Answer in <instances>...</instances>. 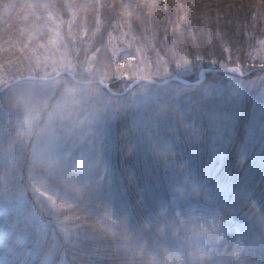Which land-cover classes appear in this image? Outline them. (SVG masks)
Returning <instances> with one entry per match:
<instances>
[{"label": "snow or ice", "instance_id": "6c2138e0", "mask_svg": "<svg viewBox=\"0 0 264 264\" xmlns=\"http://www.w3.org/2000/svg\"><path fill=\"white\" fill-rule=\"evenodd\" d=\"M143 3L168 19L103 157L27 205L0 179V264H264V0Z\"/></svg>", "mask_w": 264, "mask_h": 264}, {"label": "rangeland", "instance_id": "374dc122", "mask_svg": "<svg viewBox=\"0 0 264 264\" xmlns=\"http://www.w3.org/2000/svg\"><path fill=\"white\" fill-rule=\"evenodd\" d=\"M46 26L57 30L52 25ZM45 30L33 35V40L43 48L33 57L41 56L37 59L41 67L38 73L42 74L39 77L65 69L64 65L69 63L63 45L58 41L55 45L54 38L45 35ZM124 43L113 37L87 55L85 79L105 81L115 74L126 73L131 78L140 77L143 72L140 57L126 51L129 46ZM105 105L107 97L95 88L74 83L62 85L56 78L21 80L1 90L0 179L12 182V189L15 179H8L16 176L24 165V190L60 189L59 185L65 186L62 180H67L69 188L75 189L84 179L85 160H94L98 146H104ZM32 197L33 194L31 200ZM3 198L0 194V200Z\"/></svg>", "mask_w": 264, "mask_h": 264}, {"label": "trees", "instance_id": "16d2710c", "mask_svg": "<svg viewBox=\"0 0 264 264\" xmlns=\"http://www.w3.org/2000/svg\"><path fill=\"white\" fill-rule=\"evenodd\" d=\"M143 2L144 0H0V86L16 77L42 75L38 73L41 67L37 64V59L41 56L33 57L43 48L33 40V35L40 34V30L44 28H46L45 35H52L55 45L58 44L57 41L59 45H63V52L69 59V63L65 64L64 68L74 74L77 79L86 78L84 66L88 63L87 55L110 38L114 37L118 42L123 40L124 45L129 46L125 50L130 54H136L135 51L141 41L134 40L133 36L139 37L142 33L145 27L142 21L149 22L146 27L150 31H158L162 35L168 19V15L164 13L159 18L155 13L149 15V10ZM158 2L163 5L164 0H158ZM196 2L212 5L214 18V6L221 0H196ZM229 2L256 5L259 0H223V3ZM172 3L173 0H168L170 8ZM171 11L174 18L175 10ZM46 24L52 25L51 27L57 30H50ZM86 60L87 63H85ZM56 79L60 80L62 85L73 83L65 74L59 75ZM132 79L134 78L127 73L126 75L115 74L105 80L107 88L96 83L89 84V87L95 88L107 97V105L104 107V124L105 127L107 126V133L109 129L115 128L125 115L127 109L123 105L130 96V93L112 94L110 91L121 92ZM107 133L104 134V144ZM98 148V154L103 157V148L101 146ZM24 168L25 166L21 165L16 176H10L8 179L10 181L15 179L13 188L17 187L14 190L12 188L9 199L12 201L19 199L27 205L31 202L33 192L29 189L24 190L23 185L26 181ZM8 183L10 185L12 182ZM59 187L63 193L65 186L59 185ZM74 190L70 189V191ZM14 191H16L15 194ZM2 222L3 218L0 217V223ZM160 255L162 257L163 253ZM144 264H149L147 255Z\"/></svg>", "mask_w": 264, "mask_h": 264}, {"label": "water", "instance_id": "95a60500", "mask_svg": "<svg viewBox=\"0 0 264 264\" xmlns=\"http://www.w3.org/2000/svg\"><path fill=\"white\" fill-rule=\"evenodd\" d=\"M61 74H66L68 75L72 80H74L75 82H77L80 85H88L90 83H96L104 88H107V83L105 81L99 80V79H87V80H81V79H76L70 72H67L64 69H59L56 72H54L52 75L50 76H46V77H39V76H23V77H16L6 83H4L2 86H0V91L3 90L4 88H6L7 86H10L18 81L21 80H39V81H48V80H52L54 78H56L57 76L61 75ZM140 82V80L138 78L133 79L129 85L127 87H131L132 85L136 84ZM125 90V89H124ZM124 90L122 92L116 93V92H112L110 91L112 94H121L124 92Z\"/></svg>", "mask_w": 264, "mask_h": 264}, {"label": "bare ground", "instance_id": "6f19581e", "mask_svg": "<svg viewBox=\"0 0 264 264\" xmlns=\"http://www.w3.org/2000/svg\"><path fill=\"white\" fill-rule=\"evenodd\" d=\"M64 70H66V69H64ZM67 72H70V71H68V70H66ZM71 73V72H70ZM72 74V73H71ZM66 75V74H65ZM73 76H74V74H72ZM68 76V75H67ZM69 77V76H68ZM75 77V76H74ZM70 78V77H69ZM76 78V77H75ZM71 79V78H70ZM77 79V78H76ZM71 81L74 83V84H78L77 82H75L74 80H72L71 79ZM141 82V81H140Z\"/></svg>", "mask_w": 264, "mask_h": 264}]
</instances>
